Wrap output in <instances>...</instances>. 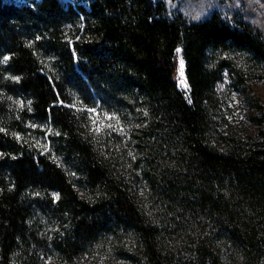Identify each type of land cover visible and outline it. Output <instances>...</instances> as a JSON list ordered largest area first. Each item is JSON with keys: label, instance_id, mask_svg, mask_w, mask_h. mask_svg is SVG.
<instances>
[{"label": "trees", "instance_id": "1", "mask_svg": "<svg viewBox=\"0 0 264 264\" xmlns=\"http://www.w3.org/2000/svg\"><path fill=\"white\" fill-rule=\"evenodd\" d=\"M262 72L238 12L0 0V264H264Z\"/></svg>", "mask_w": 264, "mask_h": 264}, {"label": "rangeland", "instance_id": "2", "mask_svg": "<svg viewBox=\"0 0 264 264\" xmlns=\"http://www.w3.org/2000/svg\"><path fill=\"white\" fill-rule=\"evenodd\" d=\"M9 2H24L28 0H6ZM64 2L82 3L88 5L90 0H63ZM166 6L169 11L178 10L184 14L190 20H198L207 16L211 11L217 10L224 16H230L234 12H238L243 18L257 26L264 36V0H165ZM180 58L178 64L180 67ZM226 76V74H225ZM176 78L180 83L179 68L176 72ZM227 80V78H226ZM252 93L259 100V105L262 109L260 112H264V72L260 75H256L251 81ZM232 99L229 100L228 108L225 110V122L223 123V129H232V131H244L250 136L256 137L259 127L264 129V115L259 114L255 109H252V105L244 102L237 93H233ZM90 111L94 114L92 120V126L97 130H102L108 124L103 121L97 111L94 108H90ZM259 110V108H258ZM95 114L97 117H95ZM254 116L258 117L262 121L259 123L255 121ZM84 260V264H86ZM230 262V261H229ZM244 264L241 259L233 258L230 264Z\"/></svg>", "mask_w": 264, "mask_h": 264}, {"label": "snow or ice", "instance_id": "3", "mask_svg": "<svg viewBox=\"0 0 264 264\" xmlns=\"http://www.w3.org/2000/svg\"><path fill=\"white\" fill-rule=\"evenodd\" d=\"M176 51H177V53H179L180 49H177ZM5 59H7V57H5ZM179 75L181 77L180 85L183 87H187V82H186V79L184 78V61H183V59L180 60ZM97 131H99V128L97 129Z\"/></svg>", "mask_w": 264, "mask_h": 264}]
</instances>
